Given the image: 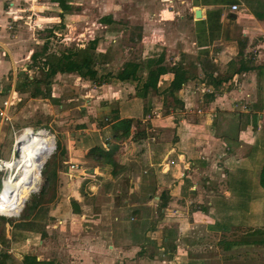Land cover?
<instances>
[{"label":"crops","instance_id":"crops-1","mask_svg":"<svg viewBox=\"0 0 264 264\" xmlns=\"http://www.w3.org/2000/svg\"><path fill=\"white\" fill-rule=\"evenodd\" d=\"M71 1L65 0L70 6L67 10H71L74 4L80 5ZM51 2L58 4L59 1ZM160 2L164 7L159 6L153 10L155 13L152 17L148 15L139 21L141 33L138 34V41L141 42L142 51L146 48V52L140 55L150 56V51L164 53L163 46L171 43L179 53L172 58V62L165 64L171 66L181 62L192 75L185 81L187 86L202 84L209 90L200 97L205 110L204 114L198 116L209 123L211 132L216 130L215 134L221 136L228 147V155L224 159L225 178L220 180L218 187L211 183L214 179L210 175L209 178H201L203 174L199 172L204 167L201 161L198 162L200 166L191 169L189 173L192 176L189 177L180 174L179 162L172 166L170 163L168 171L163 172L159 164H153L146 149L147 162L142 164L145 168L130 175V195L124 197L118 194L112 202L109 200L105 205L92 209V204L84 200L78 189L82 178H85L81 177V168L84 170V165H88L87 168L96 170L98 174L94 178L107 176L98 167L90 165L85 152L97 140H109L113 116L138 118L142 115L144 103L135 95L134 83L122 82L106 87L122 89L126 86L129 93L126 99H114L115 102L111 104L109 100L106 101V95L97 106L98 112H108L112 120L100 126L98 119H92L93 127L88 129L83 125L76 139V133H71L74 137L66 139L62 161L56 165L57 190L53 202L68 208L70 227L74 223L88 226L91 221H97V227L84 234V237L90 236L94 240L88 243L84 242L86 239L78 241V250L89 264L93 260L94 264H254L259 257L258 250H253L247 257H236L222 248L221 240L234 231L241 233L264 227V187L260 184L264 164V0ZM233 3L237 4L236 10L230 8ZM26 10L30 12V8L26 9L19 0H0L1 90H5V75H11L8 85L11 98H7L6 111L14 101L13 96L21 93L16 90V85L21 74L19 62L24 53L23 43L29 42L26 36L37 40L36 24L52 27L48 23L54 19L45 11L44 18L40 15L37 21H31L24 18ZM196 10H199V16L195 15ZM60 11V15L64 16L61 7ZM174 16L181 18L179 23L175 24L171 19ZM158 21L164 22L163 25ZM163 27L168 28V34H165ZM136 36L133 37L135 40ZM189 58L194 61L185 62ZM233 60L236 62L232 65ZM171 77L170 71L160 74L159 83ZM217 77L221 79L219 84L215 83ZM185 82L181 86L186 85ZM179 92L182 95V88ZM208 94H212V98H208ZM150 96L156 98L158 95ZM152 102L153 97L150 105ZM116 103L120 104L119 108ZM178 124L172 130L176 141L182 135V131L177 130ZM185 137L183 134L176 142L180 145L172 149L175 151L172 158L182 161L190 151L194 156L196 147H193L192 139L182 140ZM73 143L75 148L69 146ZM70 163H75L77 168H70ZM153 187L154 194L146 192ZM196 197H200V200ZM72 199L79 204L78 214L70 212L69 200ZM57 207L55 204L52 208L55 211ZM68 220H60L59 229H68ZM54 225L51 221L45 224L48 236L52 233L50 227ZM163 250L166 252L161 258Z\"/></svg>","mask_w":264,"mask_h":264},{"label":"rangeland","instance_id":"rangeland-1","mask_svg":"<svg viewBox=\"0 0 264 264\" xmlns=\"http://www.w3.org/2000/svg\"><path fill=\"white\" fill-rule=\"evenodd\" d=\"M160 1L161 0H72V3H80V5L74 4L71 10H63L65 14L61 16L60 13L62 12L60 11V6L51 2V0H19V3H24L26 9L30 8V12L26 10L25 13V16L28 15L29 17L27 18L24 16L25 19L37 21L40 15L44 18L43 14L45 11L50 13L54 18L52 20L53 22L48 23L52 27L38 26V24H36V29H38L35 30L37 40H33L34 37L29 38L30 36H26L29 42L24 41L23 43L24 53L19 62L21 73L23 72V74L30 78L40 79L42 81L46 77L47 66H43L46 55L54 54L59 58V64L69 65L73 59L77 58V55L78 58L84 55L85 51L79 52V50H89L88 40L91 38L99 39L93 51L94 55H98L96 58L97 61L95 60V67L101 70L107 69L116 72L124 61L142 57V53L146 52V48L142 51L140 40H135L133 37L141 33L140 29H138L140 28L139 21L141 18L145 19L148 15L152 17L155 13L153 10H157L159 6L164 7ZM175 3L176 2H174V4ZM170 10L173 12L172 9ZM22 14H24V12H22ZM106 15L111 16L113 20L111 24H107L101 20V18ZM171 19L174 20L175 24L179 23L178 21L181 20L179 16H174ZM157 23L162 26L164 22L158 21ZM179 28H182V26H179ZM163 30L166 32L165 34L169 33L168 28L164 29L163 27ZM44 47H46V53L43 52L41 55H38L36 59H32L31 54L34 51H37L38 54L41 53L44 51ZM163 48L165 63H168V61L172 62V58L179 53V50H176L177 48L173 47L171 43L170 45L163 46ZM187 60L190 62L194 61L193 58H189L185 59V62H187ZM5 76L6 78H4L3 84L5 90L0 89V108L3 106L2 102L10 96L8 85L11 82V75ZM49 81L48 88L50 97H31L29 90L32 89L33 85H29V90L27 89V91L17 93V96H13L12 99L14 101L8 107L9 109L7 111L9 119L2 120L0 117V156L4 158L11 157L14 139L20 136L27 127L33 128L32 131L35 130V132L41 128L45 129L47 136L53 143L54 148L52 147L53 151L45 159V167L41 169V173H39L40 168L38 170V185L33 190L29 191L30 193L32 192L31 198L36 195L35 193H37V189H39L38 186L39 183L42 182L43 176H48L51 168H56L57 163L60 164L62 161L64 145L67 143L66 139H70L71 136H73L71 133H76V139L78 132H81L79 129L83 125V127L90 129L93 127V125H91L92 119H98V122H100L99 117H101L102 114L100 116L98 114L104 110L98 112L97 106L102 98L105 99L106 95H108L106 101L109 100V102L113 104L115 102L114 99H126L129 94L124 85L122 89L106 87L108 85L106 83L98 84L93 80H88L69 70L55 73L49 78ZM191 85L193 86H187V84L181 86L182 95L179 91L177 92V97L181 99L183 107L180 109L176 108L177 110L174 109L176 114L170 113L172 107L161 105V96H157L156 98L152 96L154 102L149 106L152 101L151 96L147 99L135 93V95L139 97L141 103H145L150 111L146 114H142L141 117L133 118V129L134 131L144 130L146 132L147 139L145 140V145L146 149L149 150V157L153 164H159L158 167L161 168V171L167 172L170 163L172 166L179 162V169H181L180 174H182V176L185 174L189 177V175L192 176L191 173H189L191 169L200 166L198 162L201 161L204 163L203 169L199 172V174H203L201 178H209L210 175L214 179L211 183L218 187L221 184L220 180L224 179L226 176L224 159L226 155H228V147L224 144L222 137L215 134L216 130L215 132L214 130L211 132L212 129L209 123L203 121V118L201 119L200 116H198L204 114L205 110L200 97L209 90L205 89L202 84L198 85L193 83ZM39 86L44 89L45 83L42 81L39 83ZM115 105L118 108L120 107L118 103ZM166 111H169V113H166ZM177 122H179V124ZM176 123L178 124V129H176L179 132L182 131L181 136L183 137V134L186 136L182 138V140L188 141L192 139L191 142L194 144L193 147H196V149H192L194 156L190 151V153L186 154L188 155L187 158L182 161L181 159L172 158L175 152L172 151V149L175 145H180L179 142H176L181 137L180 136L177 141L173 138L172 130H175ZM96 126L97 124L95 125L94 123V127ZM210 135H214L215 137ZM109 141L113 143L110 136ZM74 143L69 146L75 148ZM103 143L105 146L107 145L106 142ZM24 147L25 146H23V148ZM115 147L117 148L116 150L120 161L133 163L128 167L129 170L119 171L117 176L111 178L100 176L94 178V175L98 174L96 170H93L94 172H87L85 169L83 170L81 168V177L85 178H82V182H80L78 189L84 197V200L92 204V209L97 208L99 205H105L109 200L112 202L113 198L118 194L124 197L130 195L128 194L130 175L139 173L141 168H145V166L135 160L129 161V157L126 154V150L128 149L126 142H121L119 144L115 143ZM180 151L181 150H178V152ZM25 152L27 153L26 147L23 152L19 151V159L15 162L21 161ZM17 155L18 154L15 153V157H17ZM196 159L198 160L196 161ZM193 160H195L196 163H193ZM89 163L93 165L92 162ZM84 166L86 169H89L87 168L88 165ZM10 167H12L13 170L14 163H12ZM92 167L95 166L93 165ZM6 174V172L0 171L1 190L2 180L5 178ZM73 175L80 178V176H76V174ZM196 177L200 179V176L197 175ZM70 179L73 180L72 177H70ZM189 181L190 178L187 182ZM109 184H111V186H109ZM194 188H199V186H194ZM55 189L57 190V186ZM29 192L19 200L16 206H11L6 200V197H4L7 203L4 211L7 214L1 210L2 203L0 200V213H2L0 215L7 220L4 225V232H0V253L8 251L10 255H12V262H10L13 264H21L24 253H34L38 258L47 259L51 261L52 264H80V262L81 264H89L90 262L88 259H84L85 257L82 256L80 250H78V241L86 239L84 242L88 243L94 240V238L90 239V236L87 238L84 237V234H86L88 230L95 229V227H97V221H91L88 226L74 223L72 227H70L71 222L68 220L69 218L67 215L68 208L62 204L59 205L56 201L43 204V207H47L46 212L43 216L42 214H38L35 217L37 223L33 228L37 229L36 231L33 230L29 232L26 229H14V222L24 221V219L21 218L22 215H20L21 210L18 211L16 208L19 206L21 209L23 201ZM146 192L154 194L155 188L148 189ZM11 193H13V191ZM133 193H135V190ZM103 197L106 198L103 200ZM196 199L200 200V197H196ZM97 202H100V204ZM194 203L199 204L196 202ZM55 204L58 207L54 211L52 207ZM12 210L14 212L17 210L19 212L18 215H16L17 213H12ZM10 214L16 216H8ZM63 219L68 220V229H59L60 220ZM48 221L55 223L53 227H50L52 233L49 236L47 235V239H41L39 235L40 231L43 230L44 223H48ZM1 223L2 221L0 219V229ZM13 232V239L15 241L11 239ZM164 252L166 251L163 250L161 258L165 256ZM261 252V256L256 258L257 262L254 264H264V250ZM117 257L121 260L120 256L117 255ZM92 262H94V260ZM92 262L91 264H94Z\"/></svg>","mask_w":264,"mask_h":264},{"label":"trees","instance_id":"trees-1","mask_svg":"<svg viewBox=\"0 0 264 264\" xmlns=\"http://www.w3.org/2000/svg\"><path fill=\"white\" fill-rule=\"evenodd\" d=\"M58 1V5L62 8V10H67L70 8V6L65 3V0ZM101 20L106 22L107 24H111L113 22L110 15L102 17ZM139 37L140 35L136 36L137 39H139ZM98 41L99 39L97 38L89 39V50H79V52L85 51L84 55L80 58H78L77 55V58L73 59V61L69 63V65L59 64V58L54 54L46 55V58H44L43 62V66H47L46 77L42 80L45 83L44 89L39 86V83L42 82L40 79L30 78L29 76L21 73L19 75L20 79L17 81L16 90L25 92L27 91L29 85H33L31 90L28 89L31 97H50L48 88V84L50 82L49 78L57 72L69 70L88 80H93L98 84H119L122 82H132L134 83L136 95L142 98H146L148 95L150 96L152 94L161 96V105L172 107V111H170V113L172 114H176V112H174V109L177 110L178 108L180 109L183 107L181 99L177 97V92L181 88V85L189 78H191L192 75L185 69L181 62H175L171 66H167L164 62L163 52L155 54V51H150V56L128 59L124 61V63L116 72H112L107 69L101 70L95 67V60L97 61L96 58L98 57V55H94L93 53L95 47L98 44ZM45 48L46 47H44V51L39 54L37 51H34L31 54L32 59H36L38 55H41L43 52L46 53ZM235 62L236 61L233 60L231 61V64L233 65ZM168 71L172 72L171 79L168 81L165 80L163 83H159L160 74H165ZM210 76L212 77V74ZM220 80L221 79L218 77L215 78V83L219 84L221 82ZM207 97L212 98V94H208ZM149 111V107L144 103L142 107V114H146ZM166 113H169V111H166ZM100 115V122H98L100 126L108 124L110 120L114 119L111 123V126L109 127L110 137L113 140V143L109 140H106L104 141L107 143V145L105 146L103 142L97 140V142L85 152V158L89 162H92L94 166L98 167L100 171L105 172V176L109 178L113 176L115 177L119 174V171H127L129 170L128 167L133 164L132 162L125 163L119 160V155L117 153L115 143L119 144L121 142H126L128 148L126 150V154L129 157V161L135 160L136 162H139L141 164L146 163L147 156L145 153V140L147 139V134L144 130L134 131V119L132 117L118 118L116 115L111 119L109 113L104 111L101 112L99 116ZM45 163L46 161H43L41 169L45 167ZM56 177V168L52 167L50 174H48V176H43V180L39 185V189L37 193H35L36 195L31 198V192L28 196H26L24 204L20 211V215H22L21 218L24 219V221H18L16 223L14 222V229H26L29 232L37 230L33 228L37 223L35 217L38 214H42L43 216L47 208L43 207V204L53 202V199L56 196ZM260 184L264 187V164L262 165L260 172ZM1 203V210L6 213L4 211L6 204H4L3 200H1ZM69 207L70 212L73 214H78L80 212V207L76 200H69ZM0 219L2 221L0 232H4V225L7 220L2 215H0ZM45 223L43 230H38L40 231L39 235L41 239H45L47 237ZM13 235L14 232L11 239L15 241L13 239ZM221 241L223 243L222 248L230 254L236 255V257H247V255L253 250H258L257 256H261V251L264 250V227L252 229L251 231H242L241 233H236L234 231L229 235L224 236ZM11 259L12 255H10L8 251H3L0 253V264H13L11 263ZM21 264L52 263L47 259L38 258L34 253H24Z\"/></svg>","mask_w":264,"mask_h":264},{"label":"bare ground","instance_id":"bare-ground-1","mask_svg":"<svg viewBox=\"0 0 264 264\" xmlns=\"http://www.w3.org/2000/svg\"><path fill=\"white\" fill-rule=\"evenodd\" d=\"M45 131V129L41 128L34 133L32 129L25 128L24 132L19 136L17 142L18 151L23 152L26 147L27 153L23 154L22 160H19L20 162H15L19 158L12 162H7V166L10 169H12L10 165L14 163V168L11 174L4 179L2 190L0 189V200L5 202L4 197H6L11 206H16L27 192L33 190L38 185V170L43 161L51 153L53 147V143ZM22 145L25 147L23 148ZM12 191L13 193H11ZM5 204L7 203L5 202ZM16 209L19 211V206ZM13 210L12 213H18L17 210L15 212Z\"/></svg>","mask_w":264,"mask_h":264},{"label":"built area","instance_id":"built-area-1","mask_svg":"<svg viewBox=\"0 0 264 264\" xmlns=\"http://www.w3.org/2000/svg\"><path fill=\"white\" fill-rule=\"evenodd\" d=\"M230 8H231V10H236L237 9V4H235V3L231 4ZM2 103H3V106L0 108V117H1L2 120H8L9 117L7 116V111H6V107H5L8 104V100L6 99ZM18 138H19V136L14 139V144H13V147H12V150H11V157L6 158V159L0 157V171L7 173L5 178H7L11 174V171H12V169H10L9 166H7V162L8 161L12 162L13 160H16L18 158V156H19V151H18V148H17ZM15 153L18 154L17 157H15ZM69 167L72 168V169L77 168L75 163H70ZM40 169H41V167H40ZM4 179L2 180V185L4 183ZM39 185H40V183H39ZM38 188H39V186H38ZM23 203H24V201H23ZM22 206H23V204H22ZM22 206H21V208H22ZM18 213L16 215H18ZM16 215L10 214L8 216H16Z\"/></svg>","mask_w":264,"mask_h":264},{"label":"water","instance_id":"water-1","mask_svg":"<svg viewBox=\"0 0 264 264\" xmlns=\"http://www.w3.org/2000/svg\"><path fill=\"white\" fill-rule=\"evenodd\" d=\"M199 14H200V13H199V10H196V11H195V15H196V16H199ZM85 171H87V172H92L93 169H92V168H90V169H85Z\"/></svg>","mask_w":264,"mask_h":264}]
</instances>
